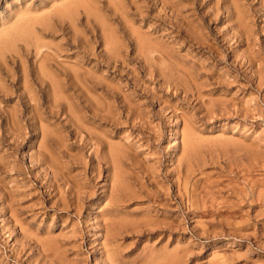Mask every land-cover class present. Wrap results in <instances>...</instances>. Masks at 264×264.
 Instances as JSON below:
<instances>
[{"label":"rangeland","instance_id":"rangeland-1","mask_svg":"<svg viewBox=\"0 0 264 264\" xmlns=\"http://www.w3.org/2000/svg\"><path fill=\"white\" fill-rule=\"evenodd\" d=\"M172 261L264 264V0H0V264Z\"/></svg>","mask_w":264,"mask_h":264},{"label":"bare ground","instance_id":"bare-ground-1","mask_svg":"<svg viewBox=\"0 0 264 264\" xmlns=\"http://www.w3.org/2000/svg\"><path fill=\"white\" fill-rule=\"evenodd\" d=\"M149 232H150V231H149ZM171 255H172V254H171ZM173 255H174V254H173ZM166 260H167V259H166ZM168 260H169V259H168ZM175 263H176V262H173V261H172L170 264H175Z\"/></svg>","mask_w":264,"mask_h":264}]
</instances>
